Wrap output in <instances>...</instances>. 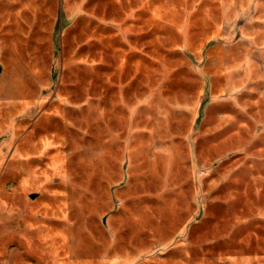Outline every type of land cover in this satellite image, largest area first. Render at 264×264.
Listing matches in <instances>:
<instances>
[{
    "label": "rangeland",
    "instance_id": "374dc122",
    "mask_svg": "<svg viewBox=\"0 0 264 264\" xmlns=\"http://www.w3.org/2000/svg\"><path fill=\"white\" fill-rule=\"evenodd\" d=\"M59 3L0 0V264H264V0Z\"/></svg>",
    "mask_w": 264,
    "mask_h": 264
},
{
    "label": "crops",
    "instance_id": "0c3cea01",
    "mask_svg": "<svg viewBox=\"0 0 264 264\" xmlns=\"http://www.w3.org/2000/svg\"><path fill=\"white\" fill-rule=\"evenodd\" d=\"M53 1V16H54V32H55V48H56V60L59 59L60 46L63 39V27H66L70 21L69 10H66L62 5H60L59 0ZM167 161H171V155H167Z\"/></svg>",
    "mask_w": 264,
    "mask_h": 264
},
{
    "label": "water",
    "instance_id": "95a60500",
    "mask_svg": "<svg viewBox=\"0 0 264 264\" xmlns=\"http://www.w3.org/2000/svg\"><path fill=\"white\" fill-rule=\"evenodd\" d=\"M2 70V66L0 65V71Z\"/></svg>",
    "mask_w": 264,
    "mask_h": 264
}]
</instances>
